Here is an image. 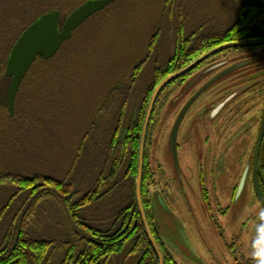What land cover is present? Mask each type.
<instances>
[{"label":"rangeland","instance_id":"1","mask_svg":"<svg viewBox=\"0 0 264 264\" xmlns=\"http://www.w3.org/2000/svg\"><path fill=\"white\" fill-rule=\"evenodd\" d=\"M175 1L114 0L82 24L48 64L39 62L29 73L18 92L13 117L9 116L7 102L11 79L6 70L0 71V172L27 177L42 172L64 178L78 145L85 146L90 123H100V114L114 100L115 93L121 89L126 92L131 86L128 74L132 64L143 58L142 50L158 33L159 25L171 21L169 7ZM193 4L195 13L188 18L196 24L224 20L227 15L223 11L234 7L228 0H197ZM69 13H62V24ZM168 26L173 30L172 25ZM5 45H0V70L7 60ZM232 54L236 55L234 60L245 56L257 60L222 77L193 106L188 124L200 115L202 108L204 117L197 120L193 145H186L187 126L181 129V172L172 157V126L179 107L212 75L200 77L204 72L199 73L186 80L183 88L177 85L166 91L161 98L164 101L167 95V101L157 102L150 124L147 154L152 177L147 185L151 208L158 233L177 264H236L238 256L244 264H264V209L255 191L254 169L243 193L237 197L244 170L254 162L258 117L249 115L243 126L242 120L232 124L234 119L227 116L217 117L212 123L208 117L223 93L238 89L243 78L264 77V46L242 48ZM153 75V69L148 70L143 84L135 86L133 107L144 101L142 97L154 81ZM133 107H129V115ZM202 122L210 126L207 132H203ZM240 132L244 137L231 135ZM127 133L122 132L123 141ZM220 133L224 134L223 139L219 138ZM206 139H211L215 151L206 145ZM219 162L225 166L224 172L217 170ZM259 165L264 178V160Z\"/></svg>","mask_w":264,"mask_h":264},{"label":"trees","instance_id":"2","mask_svg":"<svg viewBox=\"0 0 264 264\" xmlns=\"http://www.w3.org/2000/svg\"><path fill=\"white\" fill-rule=\"evenodd\" d=\"M86 1L0 0V45L6 44L5 58L8 60L21 34L40 16L54 10L72 13ZM228 1L234 7L223 11L227 18L212 19L222 25L214 26L211 20L201 22L196 33L190 35L195 37L184 39L195 42L197 49H188L183 55L173 52L164 64L157 66L154 81L145 90L140 106L133 107L130 103L134 90L131 86L126 92L121 89L115 93L114 100L100 114L102 121L90 123L85 146L78 145L64 178L42 172L33 173L32 177L0 172V264H160L136 196L144 120L154 90L167 76L184 69L209 49L264 39V6L247 0ZM193 3L197 0L171 2L170 5H174L172 19H179L178 11L195 6ZM186 13L189 17L190 13ZM176 36L179 40L178 34ZM7 60L0 71L6 70ZM48 61L39 57L29 73L39 62L48 64ZM189 76L188 73L171 84ZM130 106L134 109H130L129 115ZM9 116L12 117L10 112ZM153 117L154 113L151 125ZM123 131L128 132L124 141ZM149 140L148 135L142 183L144 209L165 264H177L154 223L147 185L152 177L147 154ZM263 160L264 149L260 151L259 164Z\"/></svg>","mask_w":264,"mask_h":264},{"label":"water","instance_id":"3","mask_svg":"<svg viewBox=\"0 0 264 264\" xmlns=\"http://www.w3.org/2000/svg\"><path fill=\"white\" fill-rule=\"evenodd\" d=\"M247 1L256 2L259 5L264 6V0H247ZM113 2L114 0H88L85 3H83L80 7H78L76 10H74L66 18L63 24L61 23V15H62L61 12L58 10L50 11L40 16L27 29H25V31L21 34L19 39L14 44L11 53L8 57L7 65H6V76L8 78H11V83L7 97L8 110L11 116H14L15 114L18 92L23 84L24 79L28 75L30 69L32 68L36 60L39 57H42L45 60H49L53 58L61 49L63 44L69 41L73 37L74 32L82 24H84L87 20H89L97 13L106 9ZM263 45H264V40H260V41L228 43L218 48H215L207 52L206 54L202 55L200 58L195 60L188 67L167 76L159 83V85L156 87V89L152 94L148 106L147 114L144 120L142 138L140 143L139 169L136 180V196L147 235L150 238V241L152 242L159 256L160 264H165L164 255L151 232V228L148 224V220L143 204V198H142L143 170H144V160H145V149L147 145V136H148V130L153 116L154 108L159 98V95L169 84L185 76L186 74L191 72L194 68H196L198 65H200L202 62L206 61L208 58L221 51L233 49V48H248V47L263 46ZM244 65L245 64L234 65L229 69L225 70L224 72H222L221 74H219L218 76H216L215 78H213L198 93H196L183 108L171 133V150L174 161L178 168H179V162H178V151H177V147H178L177 136H178L179 126L181 124L184 115L191 107L193 102L205 90H207L211 85H213L215 82L220 80L222 77H225L226 75L243 67ZM223 106L224 104L220 105L219 108L215 111V113H217ZM262 136L263 135H261V137L259 138L257 151L255 152L254 162L257 171H259V156H260V147L262 143ZM250 169H251V164H248L239 183L237 190V197L241 196V194L243 193L246 187ZM255 189L259 201L264 209V192L258 182L257 173L255 178ZM159 198L161 203L165 206V203L160 195Z\"/></svg>","mask_w":264,"mask_h":264},{"label":"flooded vegetation","instance_id":"4","mask_svg":"<svg viewBox=\"0 0 264 264\" xmlns=\"http://www.w3.org/2000/svg\"><path fill=\"white\" fill-rule=\"evenodd\" d=\"M173 7H174V5H173ZM173 7H169V14L171 16V21H165V23H161L159 25V29L157 31L158 33L154 34L153 37L150 38L151 42L149 41L148 45L142 50L143 58L141 60H138L134 65L132 64L131 70L128 74V76L130 78L129 82L131 84L132 89H134L135 86H139L141 83L143 84L144 76L146 75L148 70L153 69V74H154L157 66L161 63L164 64L166 62V60L172 56L171 54L173 52H178V53L180 52L183 55L186 53V51L188 49L189 50L197 49V45L195 42H194L195 43L194 44L193 42L189 43L187 41L186 42L184 41V39H187L189 37L190 38L195 37V35L194 36H190V35H192L193 33H196L197 28L200 26V23H201L200 22V23L196 24L194 21L189 20L188 16L186 15L187 14L186 12H189L190 15L191 14L193 15L195 13V6L192 5L189 7H185V10H184V8H181L178 11L180 13L179 19H172L171 13L173 12ZM187 10H189V11H187ZM184 16H186L187 18L183 19ZM203 22L204 21H202V23ZM166 24L172 25L173 30H171L170 26H168ZM217 32H219V31H217ZM177 34L180 37L179 40H177V38H176ZM181 37H183V38L181 39ZM262 40H264V39H262ZM256 41H260V40H256ZM239 42H245V41H239ZM188 44H190V45L192 44L191 47H189L190 45L188 46ZM218 47H216V48H218ZM255 47H260V46H255ZM248 48H250V47H248ZM213 49L214 48L209 49L207 52H209ZM240 49H242V48L228 49V50L221 51V52L211 56L206 61L202 62L200 65H198L196 68H194L191 72H189V75H190L189 77L183 78V79H181V81H179L177 83H173V84L168 85L167 86L168 88L166 87L161 92V94L159 95L158 101H160V100L162 101L161 97L164 95V93H166V91L170 90V88L177 86V85L179 88H183L184 85L186 84L185 83L186 80L192 79L193 76H196L199 73L204 72V73H202V75H200V77H203V75L206 76L205 74H208V73H209L208 74L209 76L212 75L211 78L208 81H206V83H204L196 92H194L192 94V96L190 97V99H191L196 93H198L213 78H215L216 76H218L219 74H221L222 72L227 70L230 66L237 65L235 62H241L238 64H245L247 67H249L250 65H252V62L257 60L256 58L250 59V57H246V56L241 57L237 60H234L233 57L236 55L232 54V52L234 50H237V52H238ZM207 52H205L204 54H206ZM226 53H231V55L228 56ZM229 60L231 62V65H229V63H230V62H228ZM205 63H208V65L207 64L205 65ZM232 64H234V65H232ZM222 79L223 78H221L220 80L215 82L213 85H211L207 90H205L193 102L191 107L188 109V111L184 115V117L181 121V124L179 126V130H178L177 151L182 150V144L179 142L180 141L179 139H181L180 133H181L182 127H184V126L185 127L187 126L186 130H185V137L187 139L186 145L187 144L193 145V140H194L192 138L193 132L196 128V123H197L198 118L204 117L202 114H203V112H204L203 110H205V108H202L199 111L200 115L197 114L198 117L196 116L193 120L190 121L189 124H188V117L192 114V111H193L192 109H193V106L196 104V102L199 101L210 89L215 87ZM246 79L248 80V82H245ZM242 80H241L242 82L240 84L241 86L238 89H235V90L229 89L223 93L222 97L219 99L217 104L210 111V114L208 117L210 118L211 123H212L213 120L216 119L217 117H221L222 115L227 116V117L234 119L232 124H236V123H238V120H242L243 121L242 126H243L245 124V122L248 120L249 115H251V114L256 115L258 117V122H257L258 129L255 133L256 134V145H255V149L253 151H257V145H258V141H259V138L261 137V135H263V136H262V143H261L260 151H263V149H264V128H263L264 127V77H259L257 75H250L249 77H245ZM195 81L196 80L194 79L192 85H195ZM223 88H225V87H223ZM223 88H222V90H219V91H223ZM167 97L168 96L166 95L164 101H162V104L166 103ZM132 102L133 101H131L130 103L132 104ZM187 103L188 102H186L185 104H183L182 106L179 107V111H178L177 117L174 121V124L172 126V130H173V127L175 126V124L178 120L179 115L181 114L183 108L186 106ZM222 104H224V106L217 113H215V111ZM132 106H133V104H132ZM156 106H157V103H156ZM156 106H155V108H156ZM155 108H154V111H155ZM185 121H186V123H185ZM185 124H187V125H185ZM185 127H184V129H185ZM209 127H210L209 125L202 122L203 132H207ZM240 128L241 127H239L238 129H240ZM172 130H171V133H172ZM250 130H251V128L248 127V133L246 132L247 129H246V131H242V132H246L247 134H250L251 133ZM231 135L234 137H244L241 134V132L237 133V135H234V133H232ZM223 137H224V134L220 133L219 138L223 139ZM229 138L226 142L229 141ZM233 140H235V139H233ZM233 140H231V141H233ZM170 141H171V135H170ZM206 141H207L206 145L210 147L211 146L210 145L211 139H206ZM210 148H211V150H214V149H212V146ZM227 149H228V147H227ZM172 157H173V154H172ZM259 160H260V156H259ZM254 161H255V157H254ZM178 162H179V168L177 167L176 163H175V165H176L177 169L180 170V172H181L179 152H178ZM248 164H251V169L249 171L248 180H249V176H250L251 172L254 169V171H255L253 174L254 186H255V178H256V173H257L258 182H259V184L262 185L261 187H262V190L264 192V180L262 179V175H261L262 171H261L260 167H259V169L261 172L260 171L256 172L255 162H250ZM216 168L218 171L224 172L225 166L219 162L216 164ZM248 180H247V184H248ZM255 191H256V189H255ZM233 250H234V247L231 249V252H233ZM235 256H236V254H235ZM234 263L244 264L243 261L239 260V256L236 258V260H234Z\"/></svg>","mask_w":264,"mask_h":264}]
</instances>
